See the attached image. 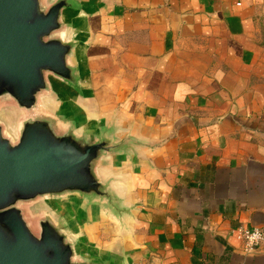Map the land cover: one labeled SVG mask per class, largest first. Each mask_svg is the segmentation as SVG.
<instances>
[{
	"label": "crops",
	"instance_id": "0c3cea01",
	"mask_svg": "<svg viewBox=\"0 0 264 264\" xmlns=\"http://www.w3.org/2000/svg\"><path fill=\"white\" fill-rule=\"evenodd\" d=\"M89 1V0H87ZM81 20L84 128L138 143L104 171L129 212L71 214L107 264H264V0H92ZM78 108H76V106Z\"/></svg>",
	"mask_w": 264,
	"mask_h": 264
},
{
	"label": "water",
	"instance_id": "95a60500",
	"mask_svg": "<svg viewBox=\"0 0 264 264\" xmlns=\"http://www.w3.org/2000/svg\"><path fill=\"white\" fill-rule=\"evenodd\" d=\"M93 5L0 0V264H107L86 255L71 214L129 212L104 171L138 142L84 128L62 95L84 99L80 28ZM6 104L21 117L16 133Z\"/></svg>",
	"mask_w": 264,
	"mask_h": 264
},
{
	"label": "built area",
	"instance_id": "2783aa9c",
	"mask_svg": "<svg viewBox=\"0 0 264 264\" xmlns=\"http://www.w3.org/2000/svg\"><path fill=\"white\" fill-rule=\"evenodd\" d=\"M235 237L244 244L248 253L255 252L264 245V232L259 228L239 227L235 230Z\"/></svg>",
	"mask_w": 264,
	"mask_h": 264
},
{
	"label": "rangeland",
	"instance_id": "374dc122",
	"mask_svg": "<svg viewBox=\"0 0 264 264\" xmlns=\"http://www.w3.org/2000/svg\"><path fill=\"white\" fill-rule=\"evenodd\" d=\"M4 111H6L5 116H6V122L8 124V127L10 128V130L12 132L16 133L17 132V128H18V126L20 124V121H21L20 115L16 112V110H15V108H14V106L12 104H6ZM41 208L42 207H38V206H35V207L30 206V207H28L29 212H31L34 217L37 216L36 218H38V217L41 218L40 216H38L36 214L37 211H39Z\"/></svg>",
	"mask_w": 264,
	"mask_h": 264
}]
</instances>
